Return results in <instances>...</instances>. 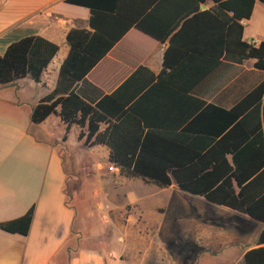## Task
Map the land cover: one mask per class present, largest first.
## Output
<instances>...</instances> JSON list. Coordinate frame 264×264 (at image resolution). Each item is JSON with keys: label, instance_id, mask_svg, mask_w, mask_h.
<instances>
[{"label": "trees", "instance_id": "obj_1", "mask_svg": "<svg viewBox=\"0 0 264 264\" xmlns=\"http://www.w3.org/2000/svg\"><path fill=\"white\" fill-rule=\"evenodd\" d=\"M64 1L89 8L92 30L68 29L55 85L31 108L29 120L38 123L57 112L63 138L77 124V139L106 145L107 160L121 175L159 187L174 183L264 223V78L227 109L190 94L222 52L254 58L253 66L264 72V40H242L238 22L249 18L254 0H212V8L203 10L198 5L204 0ZM127 3L131 10L121 8ZM130 26L168 38L160 71L138 66L109 94L84 101L75 84ZM188 30L192 40L178 44L175 37ZM57 48L39 35L10 42L0 54V86L24 76L38 82ZM32 214L31 205L0 221V230L25 235ZM256 243L264 244V228ZM243 263L264 264V245L246 250Z\"/></svg>", "mask_w": 264, "mask_h": 264}, {"label": "crops", "instance_id": "obj_2", "mask_svg": "<svg viewBox=\"0 0 264 264\" xmlns=\"http://www.w3.org/2000/svg\"><path fill=\"white\" fill-rule=\"evenodd\" d=\"M128 4L121 8L131 10ZM213 5L212 0H204L198 9H211ZM89 18L88 7L64 0H0V54L10 42L29 35H39L58 46L38 82L24 76L0 86V221L20 216L33 206L27 234L0 230V264H61L62 261L65 264H106L105 258L110 257V252L105 257L102 254L81 256L76 246L79 234L74 230L75 207H81L85 201L80 198L81 190H71L66 196L64 187L72 185L70 178H73L65 170V166L69 168L72 163L66 155L70 136L75 145L86 146L76 137L80 128L75 123L70 124L63 138L65 124L57 112L38 123L29 120L31 108L55 85L58 67L68 51L66 32L72 27L91 31ZM256 19L259 25L255 30L251 25ZM193 33L184 31L175 40L178 44L188 43ZM241 39L254 44L264 40V5L259 0H254L251 14L245 19ZM167 45L168 38L157 40L130 26L75 84V92L93 104L112 92L138 66L158 73ZM218 60V64L192 87L190 94L227 109L264 78V72L253 66L254 58H239L233 52H222ZM87 147L107 159L106 145ZM168 186L179 189L174 183ZM216 205L231 210V224L237 223L233 224L234 230L230 231L220 251L214 252L215 247L205 242L196 259L209 261L213 257L214 261L221 256L226 264H244L246 250L264 245L256 243L264 223L259 222L256 227L240 217L247 215ZM133 220L130 212L124 214L123 223L131 224ZM196 221L202 229L200 238H205L209 234L203 230L205 223ZM113 254L114 264H123L125 252Z\"/></svg>", "mask_w": 264, "mask_h": 264}, {"label": "rangeland", "instance_id": "obj_3", "mask_svg": "<svg viewBox=\"0 0 264 264\" xmlns=\"http://www.w3.org/2000/svg\"><path fill=\"white\" fill-rule=\"evenodd\" d=\"M258 25L256 19L251 28L256 30ZM98 154L87 146L75 145L70 136L66 155L72 163L65 170L73 178L72 185L64 190L66 196L71 190H81L80 198L85 201L81 207H75L74 215V230L79 234L76 246L81 256L105 257L110 252L106 264H114L113 253L120 255L124 251L123 264H226L221 256L214 261L213 257L202 261L196 255L205 242L215 247L214 252L223 248L237 223L231 224V210L174 186L159 187L139 177H125ZM126 212L132 214L131 224L123 223ZM240 217L256 227L260 225L247 216ZM198 219L205 223L203 230L209 232L205 238H200Z\"/></svg>", "mask_w": 264, "mask_h": 264}, {"label": "built area", "instance_id": "obj_4", "mask_svg": "<svg viewBox=\"0 0 264 264\" xmlns=\"http://www.w3.org/2000/svg\"><path fill=\"white\" fill-rule=\"evenodd\" d=\"M238 22H239V24H240V25H242V26H243V25H244V23H245V19H240Z\"/></svg>", "mask_w": 264, "mask_h": 264}]
</instances>
